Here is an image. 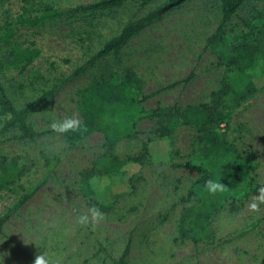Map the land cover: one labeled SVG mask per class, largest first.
Returning <instances> with one entry per match:
<instances>
[{
  "label": "rangeland",
  "instance_id": "1",
  "mask_svg": "<svg viewBox=\"0 0 264 264\" xmlns=\"http://www.w3.org/2000/svg\"><path fill=\"white\" fill-rule=\"evenodd\" d=\"M236 1L235 16L247 18L264 0ZM115 3L38 0L36 11L43 4L80 9L35 27L16 24L21 0L0 4V81L16 109L31 107L27 123L39 134L0 133V161L17 158L25 168L14 188L0 195V264H33L41 251L36 244L61 264H115L121 258L124 264H264V201L254 200L264 187V79L256 81V93L226 127L247 159L237 191L245 194H214L225 198L211 218L214 242L194 247L177 240L181 209L194 202L189 191L205 169L189 128L172 124L171 132L159 137L156 121L141 122L134 139L114 148L124 164L122 173L93 181L96 203L81 195L79 174L103 152L104 135L95 132L71 146L49 125L54 117L75 115L82 121L79 92L91 80L130 68L142 82L144 108L152 110L206 103L222 79L216 49L208 44L222 18L215 0ZM129 23L136 26L118 52L96 57ZM6 27L13 31L11 45L39 50L22 73L5 64L10 51L2 37ZM144 145L147 160L133 162ZM254 202L255 209L250 207ZM92 205L104 219L80 225L77 216Z\"/></svg>",
  "mask_w": 264,
  "mask_h": 264
},
{
  "label": "trees",
  "instance_id": "2",
  "mask_svg": "<svg viewBox=\"0 0 264 264\" xmlns=\"http://www.w3.org/2000/svg\"><path fill=\"white\" fill-rule=\"evenodd\" d=\"M8 1L0 0V4ZM117 1L115 4L120 5L127 0ZM149 1L140 0L141 4H147ZM37 3L38 0H21V15L16 19L17 25L35 27L44 22L72 16L80 9L64 10L43 4L36 11ZM236 4V0H215V6L222 18L208 44L213 50L216 49L222 79L218 88L210 94L208 102L147 110L144 108L147 97L141 96L140 93L142 82L130 68L110 79L100 75L79 92L81 129L64 134L66 142L73 146L92 133L104 135L103 152L79 174L81 195L89 203H96L93 181L110 179L122 173L124 164L116 156L114 148L121 141L134 139L138 135L137 128L141 122L156 121L158 127L154 132L159 137L168 135L172 124L183 126L194 132V150L205 169L189 191V197L195 198L194 202L181 209L177 240L180 243L189 242L194 247L214 242L216 235L211 226V218L222 207L225 198L207 193L204 190L205 184L217 174L222 177L221 182L228 188L226 193L237 192L242 187L243 161L247 159L237 151L226 127L241 105L256 93V81L264 79V1L261 7H253L247 18L235 16ZM235 18H238V22H235ZM135 26V23L127 24L96 57L109 51L117 53L119 46ZM5 29L2 37L6 44H10L13 31L10 27ZM9 46L5 64L20 73L26 71L40 54L35 47L22 48L14 44ZM30 108L16 109L0 81V133L17 129L22 137L38 136L27 123ZM147 156L148 147L144 145L142 153L132 160L144 164ZM24 176L25 168L18 163L17 158L2 159L0 195L13 189ZM101 209L106 210L104 207ZM3 219H0V223ZM115 264H124V258Z\"/></svg>",
  "mask_w": 264,
  "mask_h": 264
},
{
  "label": "clouds",
  "instance_id": "3",
  "mask_svg": "<svg viewBox=\"0 0 264 264\" xmlns=\"http://www.w3.org/2000/svg\"><path fill=\"white\" fill-rule=\"evenodd\" d=\"M51 129L58 134H68L77 132L81 129L80 119L75 116H67L65 118L54 117L50 121ZM222 177L209 178L205 184V191L209 194L224 193L228 191V188L221 182ZM243 191L233 192V195L243 196ZM254 200L264 201V187L258 189V195L254 197ZM250 207L255 209L258 207L257 203H251ZM104 219V213L96 205H92L88 208L87 212L80 213L77 216V222L80 225L87 226L91 221H100ZM36 246L41 251L35 256L33 264H61L59 259L53 260L51 255L43 249L42 245Z\"/></svg>",
  "mask_w": 264,
  "mask_h": 264
}]
</instances>
